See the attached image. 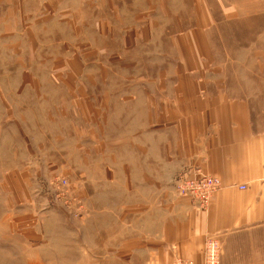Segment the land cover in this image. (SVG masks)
<instances>
[{"label": "rangeland", "instance_id": "obj_1", "mask_svg": "<svg viewBox=\"0 0 264 264\" xmlns=\"http://www.w3.org/2000/svg\"><path fill=\"white\" fill-rule=\"evenodd\" d=\"M178 100L264 128V0H0V264H135L123 205Z\"/></svg>", "mask_w": 264, "mask_h": 264}, {"label": "crops", "instance_id": "obj_2", "mask_svg": "<svg viewBox=\"0 0 264 264\" xmlns=\"http://www.w3.org/2000/svg\"><path fill=\"white\" fill-rule=\"evenodd\" d=\"M178 101L179 116L170 113L175 138L153 163L139 164L136 204L123 205V229L126 213H137L138 224L136 235L122 238V261L202 263L205 239L216 234L221 264H264V128L248 100ZM195 169L221 180L204 205L176 190L178 178Z\"/></svg>", "mask_w": 264, "mask_h": 264}, {"label": "built area", "instance_id": "obj_3", "mask_svg": "<svg viewBox=\"0 0 264 264\" xmlns=\"http://www.w3.org/2000/svg\"><path fill=\"white\" fill-rule=\"evenodd\" d=\"M221 187V180L214 175L203 173L200 169L184 172L176 182L178 194L191 201L204 205L212 194ZM240 188L244 189L245 185ZM221 240L216 234H209L204 242V260L198 263L187 258H176L171 262L159 264H221Z\"/></svg>", "mask_w": 264, "mask_h": 264}]
</instances>
